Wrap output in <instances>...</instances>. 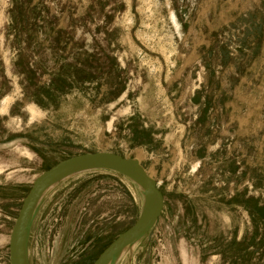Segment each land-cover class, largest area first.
<instances>
[{
    "label": "rangeland",
    "instance_id": "1",
    "mask_svg": "<svg viewBox=\"0 0 264 264\" xmlns=\"http://www.w3.org/2000/svg\"><path fill=\"white\" fill-rule=\"evenodd\" d=\"M102 151L139 161L165 198L115 264H264L249 207L264 211V0H0V264L35 179ZM143 203L113 170L66 179L33 219L28 263L99 257Z\"/></svg>",
    "mask_w": 264,
    "mask_h": 264
},
{
    "label": "water",
    "instance_id": "2",
    "mask_svg": "<svg viewBox=\"0 0 264 264\" xmlns=\"http://www.w3.org/2000/svg\"><path fill=\"white\" fill-rule=\"evenodd\" d=\"M105 169L119 172L143 186L145 199L136 222L121 232L99 255L93 264H107L127 246L136 243L160 218L165 204L157 180L135 159L113 152H93L74 155L60 161L40 174L24 198L10 237V264H29L27 242L31 224L39 208L37 203L47 185L66 171Z\"/></svg>",
    "mask_w": 264,
    "mask_h": 264
},
{
    "label": "trees",
    "instance_id": "3",
    "mask_svg": "<svg viewBox=\"0 0 264 264\" xmlns=\"http://www.w3.org/2000/svg\"><path fill=\"white\" fill-rule=\"evenodd\" d=\"M64 65H62L59 69H63ZM20 68H21V74H27L28 75V78H35V72L32 70V68L30 67V64L29 62H26V63H22L20 64ZM75 67L71 66V65H67L65 70L63 69L62 72L59 74L60 78H71V77H74V78H89V77H92L93 73L92 72H86L84 70H81V69H76L75 68V71H71V69ZM114 86H117L119 85V82L116 80L113 82ZM259 205H257L256 203L254 204H251L249 205L250 207V211H251V214L253 217H257V221H256V226H255V230H256V233L253 234V238H252V241H251V245H254V244H257L256 242V236L259 235V231H260V227L258 226L259 222L262 224L264 223V211H261V208L258 207ZM262 230H264L262 228ZM262 234H264V231L261 232ZM239 245H242V243H239ZM102 252V251H101ZM98 256H94L93 255H90L88 258H86L84 261L81 260L78 262V264H89V263H93L96 259H97Z\"/></svg>",
    "mask_w": 264,
    "mask_h": 264
},
{
    "label": "bare ground",
    "instance_id": "4",
    "mask_svg": "<svg viewBox=\"0 0 264 264\" xmlns=\"http://www.w3.org/2000/svg\"><path fill=\"white\" fill-rule=\"evenodd\" d=\"M10 101V99H6L5 103L7 104ZM88 170V169H87ZM86 170H78V171H66L61 173L60 175H58L56 178H54L48 185L47 187L44 189L41 197H40V201H38L37 203V208H39V206L41 207V205L43 204V202L54 192V190L61 184L63 183L66 179L80 174L82 172H84ZM144 194V199H145V191L142 185H140L139 183H137ZM138 187V186H137ZM135 244V243H134ZM134 244H131L129 246H127L126 248H124L122 251H120L117 255H115L107 264H115V262L117 261V259L121 256V254L124 253V251H126L127 249L130 248V250L132 249L131 247H133Z\"/></svg>",
    "mask_w": 264,
    "mask_h": 264
},
{
    "label": "crops",
    "instance_id": "5",
    "mask_svg": "<svg viewBox=\"0 0 264 264\" xmlns=\"http://www.w3.org/2000/svg\"><path fill=\"white\" fill-rule=\"evenodd\" d=\"M53 193H54V192H53ZM53 193H52V194H53Z\"/></svg>",
    "mask_w": 264,
    "mask_h": 264
}]
</instances>
